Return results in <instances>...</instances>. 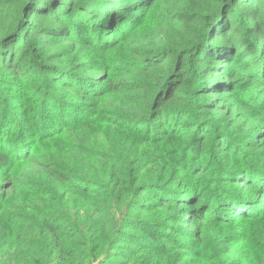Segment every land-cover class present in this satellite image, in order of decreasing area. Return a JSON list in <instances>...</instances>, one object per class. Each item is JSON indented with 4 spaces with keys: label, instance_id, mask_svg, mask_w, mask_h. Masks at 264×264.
Returning <instances> with one entry per match:
<instances>
[{
    "label": "trees",
    "instance_id": "1",
    "mask_svg": "<svg viewBox=\"0 0 264 264\" xmlns=\"http://www.w3.org/2000/svg\"><path fill=\"white\" fill-rule=\"evenodd\" d=\"M13 82L53 94L56 113L66 104L85 112L63 128L93 129L86 145L65 137L59 153L0 150L10 212L18 221L40 213L29 219L51 247L43 255L64 251L55 234L112 239L127 205L166 206L141 226L164 250L168 233L201 239L207 223H226L237 204L222 194L225 183L264 194V0H0V115L2 85ZM159 142L161 157L195 175L190 185L152 174ZM43 210L58 211L64 229ZM9 224L1 230L20 232ZM15 236L6 244L22 258Z\"/></svg>",
    "mask_w": 264,
    "mask_h": 264
},
{
    "label": "rangeland",
    "instance_id": "2",
    "mask_svg": "<svg viewBox=\"0 0 264 264\" xmlns=\"http://www.w3.org/2000/svg\"><path fill=\"white\" fill-rule=\"evenodd\" d=\"M2 86H5L4 91L7 93V97L2 99L7 111L0 115V150L9 148L18 152L29 149L30 152H37L46 149L59 153L65 137L72 148L88 143L87 140L91 138L93 132L90 125L81 124L63 128L68 126L69 119L76 120L84 116L85 112L81 113L76 109L77 104L70 106L66 104L62 112L56 113V97L47 90L27 87L26 83L19 82L3 83ZM258 98L260 101L257 103L264 105V98L259 96ZM82 100L88 102L87 99ZM58 104L57 101V107ZM90 112L89 109L88 114ZM59 131L61 133L55 137ZM100 134L106 139L110 137L106 130H101ZM125 134L128 140L133 137L131 133L123 131L122 136ZM46 135L48 141L40 139ZM34 140L38 143L34 144ZM166 147L163 142L151 143V148L158 156V163L151 165L152 174L158 175L165 170L166 174L172 177L183 175L188 180L185 184L190 185L196 178L193 173L180 169L178 164L174 163V156L167 159L160 156L165 153ZM65 152L67 151L61 153L70 154ZM1 170L3 169H0V172ZM10 174L11 172L8 175L0 173V264H37L40 259L42 264H264V194L261 191L247 190L225 183L222 194L228 196L229 201L237 204L236 210L227 208L226 223L215 221L207 223L201 239H189L178 233L173 235L168 233L171 240L166 241L167 238L164 237L167 247L161 250L156 237L152 240L149 236L145 238L141 235L143 234L141 226L145 219L152 220L165 214L166 206L157 204L155 208L149 209L148 213H143L138 206L134 208L127 205L120 211V215L127 218L122 217V224L116 233L117 237L115 235L112 239L101 238L93 242L87 232L82 235L72 233L68 239L65 238L66 235L64 237L62 234H55L59 242H64V251L58 255L55 249L50 256H46L43 252L49 245L45 243L44 236L30 231L34 224L33 220L29 219L30 216L37 214L40 216V213L24 211L21 213L22 220L18 221L10 212L7 196L9 190L6 188L10 183ZM154 192L156 190L152 189L151 193ZM74 198L77 199L76 196ZM166 199L173 200V196ZM148 203H156L152 195ZM43 213L57 230L64 229L59 223L61 214L58 211L43 210ZM238 214L241 217L237 216ZM9 221L14 222V225L19 223L20 232L8 227L1 230V227L6 223L9 224ZM13 234L16 235L14 238L19 240L18 242H23L21 243L24 249L22 258L18 257L20 253L14 250H12L13 255H10L6 242ZM220 237L227 238V242L221 243L218 239ZM156 246L158 250L155 249ZM229 248L234 254L222 255Z\"/></svg>",
    "mask_w": 264,
    "mask_h": 264
}]
</instances>
